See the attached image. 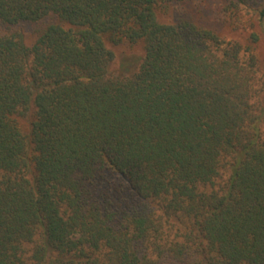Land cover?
Wrapping results in <instances>:
<instances>
[{"label":"trees","instance_id":"obj_1","mask_svg":"<svg viewBox=\"0 0 264 264\" xmlns=\"http://www.w3.org/2000/svg\"><path fill=\"white\" fill-rule=\"evenodd\" d=\"M191 1L0 0V264H264L257 58Z\"/></svg>","mask_w":264,"mask_h":264},{"label":"rangeland","instance_id":"obj_2","mask_svg":"<svg viewBox=\"0 0 264 264\" xmlns=\"http://www.w3.org/2000/svg\"><path fill=\"white\" fill-rule=\"evenodd\" d=\"M201 12L197 9V3H189V13L194 14V19L199 24L212 29L225 40H234L243 47H251L257 58L258 88L264 87V21L260 13L264 10V0H200ZM231 6L230 11H225V7ZM166 22V18H161ZM225 20V21H224ZM36 25H24L17 27V30L24 33L28 43H33L37 38L35 32ZM3 33L0 29V35ZM258 38L257 41L253 36ZM108 47L115 52L117 57L127 55L131 57H140L143 54L141 45H130L122 43L119 45L108 44Z\"/></svg>","mask_w":264,"mask_h":264}]
</instances>
